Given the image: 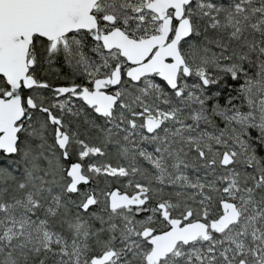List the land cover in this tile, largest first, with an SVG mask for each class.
Returning <instances> with one entry per match:
<instances>
[{
	"label": "snow or ice",
	"instance_id": "snow-or-ice-1",
	"mask_svg": "<svg viewBox=\"0 0 264 264\" xmlns=\"http://www.w3.org/2000/svg\"><path fill=\"white\" fill-rule=\"evenodd\" d=\"M0 264H264V0H0Z\"/></svg>",
	"mask_w": 264,
	"mask_h": 264
}]
</instances>
